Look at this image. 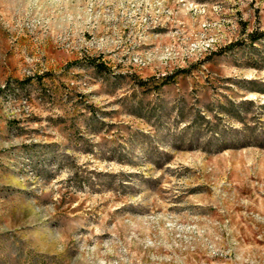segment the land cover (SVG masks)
<instances>
[{
  "label": "rangeland",
  "instance_id": "374dc122",
  "mask_svg": "<svg viewBox=\"0 0 264 264\" xmlns=\"http://www.w3.org/2000/svg\"><path fill=\"white\" fill-rule=\"evenodd\" d=\"M0 264H264V0H0Z\"/></svg>",
  "mask_w": 264,
  "mask_h": 264
}]
</instances>
